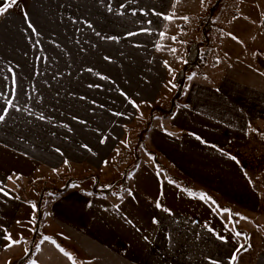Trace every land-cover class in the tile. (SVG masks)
I'll use <instances>...</instances> for the list:
<instances>
[{
	"label": "crops",
	"instance_id": "crops-1",
	"mask_svg": "<svg viewBox=\"0 0 264 264\" xmlns=\"http://www.w3.org/2000/svg\"><path fill=\"white\" fill-rule=\"evenodd\" d=\"M171 1L18 0L0 15V254L27 202L21 192L36 178L49 180L69 163L108 174L107 157L137 116L132 100L152 102L165 74L159 62L150 65L118 112L119 96L135 87L125 52L134 56L135 35L158 36ZM185 89L169 130L180 138L146 133L162 173L149 169L140 186L105 187H114L109 194L68 187L56 217L68 237L56 242L51 232L25 264H79L75 246L89 264H264L263 251L240 248L244 230L230 213L260 210L262 187L229 152L264 124V71L234 60L217 85L191 81ZM66 103L81 118L77 126L65 119Z\"/></svg>",
	"mask_w": 264,
	"mask_h": 264
},
{
	"label": "rangeland",
	"instance_id": "rangeland-1",
	"mask_svg": "<svg viewBox=\"0 0 264 264\" xmlns=\"http://www.w3.org/2000/svg\"><path fill=\"white\" fill-rule=\"evenodd\" d=\"M55 9L57 10V7ZM212 13L215 19H213V26H210L208 30L209 55L201 67L195 68L188 74L185 85L191 81H198L209 86L217 85L218 80L234 60L248 63L264 71V0H172L170 10L168 9L166 13L165 26L157 30L158 36L157 34L152 36L155 32L144 36L135 35L134 56H131L130 50L125 52L127 56L125 61L130 63V67L126 70L133 77L135 87L131 88L126 95L119 96L117 100L118 112L131 94L137 91L140 86L138 82L143 79L147 68L150 69V65H154L155 61L159 62L165 74L157 97L152 102L142 103L132 100V104L137 110V116H133L131 122L128 121L130 124L125 125V138L120 139L111 154L109 153L107 163L103 168V173L106 171L108 174H102L94 167L89 169L80 164L69 163L65 164L59 173L52 172V177L49 180L42 177L38 179V177L36 182L31 184L32 187L26 186L28 190L21 192V196L27 202L20 214L18 225L9 235L11 239H8L9 236L7 237L4 250L0 254V261L4 260V263L0 264H19V261L25 258L30 251L33 255L39 241L46 236L50 237L51 232L53 233L52 239H58L56 242H59L62 237L64 239L68 237L65 235L66 228L63 230L56 220V217L60 218L61 214L63 215L62 204L57 197L64 193L63 191L67 192L65 188L71 187L73 191L80 192L84 196L90 194L94 188L95 191L109 194L114 187L133 190L134 186H140L143 177L147 176L145 172L149 169L162 173L160 172L162 170L157 167L160 163L156 155L157 151L153 150L151 144V141L153 142L152 132H148L150 138L146 133L147 130L153 129L155 132L166 134L170 140L180 138L178 131L173 130L172 133L169 131L175 122L177 123L176 116L173 114L177 109L180 110L178 105L186 90L184 86L183 94L174 106L173 97L177 87V74L187 61L190 43L201 42L205 38L203 27L208 20L205 22L203 19ZM236 14L238 17H235ZM141 22L143 23L144 19H141ZM149 23L148 32L152 30V20H149L147 25ZM75 27L78 28V21L75 23ZM76 28L73 33L78 31ZM63 36L65 39V33ZM156 37L157 40H155ZM142 38H148V44L144 45ZM103 53L107 58L108 52L104 51ZM121 54L122 51H119L116 58H120ZM120 62H124V58H121L118 64ZM151 70L154 69L151 68ZM78 81L81 82V80ZM90 99L98 101L94 96ZM75 100L77 99L70 96L71 102ZM65 106H71L65 111V119L69 118L71 125L77 126L76 124L80 122L81 118L78 114H73L76 111L70 103H66ZM78 109L93 112L86 105H82ZM132 115H129V119L132 118ZM229 152L236 157L235 160L239 164V166L233 165L241 169L242 173H248L249 178L256 176L254 180L259 185L261 184V186L257 185L258 188L262 187L260 189L263 194L260 210L230 213L237 221L238 226L244 230L243 237L247 242L244 248L250 252H264V187L262 186V180H264V124L253 126L245 140L232 144ZM156 158L159 162H156ZM155 167L157 168L155 169ZM221 167L223 168V166ZM168 170L175 173L172 167ZM117 171L122 172L120 179L115 177ZM89 173H93V175L89 176ZM138 173L142 174L139 179H136L135 176ZM84 174L85 176H83ZM133 174L134 176L131 178ZM133 179L139 182L134 184ZM109 186L114 187L105 189ZM68 223L70 224V221ZM90 231L93 233L92 230ZM34 237L37 238L35 242ZM69 242H72L73 245L75 240H69ZM72 249L78 251L76 255L80 259L79 264L90 263L84 252H79L80 248L75 246Z\"/></svg>",
	"mask_w": 264,
	"mask_h": 264
},
{
	"label": "trees",
	"instance_id": "trees-1",
	"mask_svg": "<svg viewBox=\"0 0 264 264\" xmlns=\"http://www.w3.org/2000/svg\"><path fill=\"white\" fill-rule=\"evenodd\" d=\"M214 15L212 13L208 14L207 17H205L203 20H205V22L208 20V22H206V24L204 25L203 29H204V33H205V38L203 39V41L201 42H191L190 46H189V52L187 55V61L185 63V65L183 66V68L178 72L177 74V78H176V92L175 95L173 97L174 99V103L173 105L175 106L177 104V102L179 101V99L181 98L182 94H183V90H184V86H185V81L187 79L188 74L194 70L197 67H201L204 63V60L207 59L208 55H209V45H210V40H209V27L213 26L214 23ZM263 184L262 186L264 187V180H262ZM261 186V184H260ZM68 188H65V190H67ZM65 192V191H63ZM39 234V232H37ZM36 238V237H34ZM32 255V251H30L28 253V255L23 258L22 260L19 261V264H25L26 261L31 257Z\"/></svg>",
	"mask_w": 264,
	"mask_h": 264
},
{
	"label": "snow or ice",
	"instance_id": "snow-or-ice-1",
	"mask_svg": "<svg viewBox=\"0 0 264 264\" xmlns=\"http://www.w3.org/2000/svg\"><path fill=\"white\" fill-rule=\"evenodd\" d=\"M18 3V0H9L8 4L4 7H0V15H2L3 13L7 12V10L9 8H11L13 5L17 4ZM170 18V17H169ZM187 19V18H185ZM3 117L0 116V120H2ZM235 159V158H233ZM0 191H2V189H0ZM201 199H204L205 198V194H201L200 196ZM210 199V198H209ZM157 207H160L159 203H157ZM237 235H239V233H237ZM8 239H11V237L9 236ZM45 239H48L47 237H45ZM13 243H16V241H13ZM240 248H244V245H240ZM62 252L64 251L63 249H60ZM239 251V249L237 250ZM65 255H68V253H65ZM233 259L235 260V257H233Z\"/></svg>",
	"mask_w": 264,
	"mask_h": 264
}]
</instances>
